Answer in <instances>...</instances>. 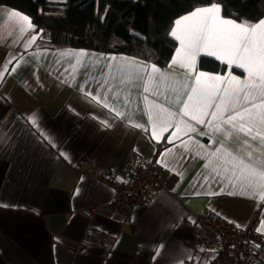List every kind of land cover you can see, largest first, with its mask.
I'll return each mask as SVG.
<instances>
[{"label": "crops", "instance_id": "0c3cea01", "mask_svg": "<svg viewBox=\"0 0 264 264\" xmlns=\"http://www.w3.org/2000/svg\"><path fill=\"white\" fill-rule=\"evenodd\" d=\"M12 11L18 10L0 5V65L14 57L0 82V264H189L192 258L208 264L215 252L198 246L195 237L197 216L207 212L244 227L260 209L264 235V193L249 180L264 183V139H253L257 129L248 134L245 121L235 122L236 127L221 124L215 132L204 129L210 142L198 132L185 133L183 125L179 131L152 128L149 112L160 106L179 112L186 100L183 85L196 75L180 66L175 37L170 64L159 67L125 54L51 47L30 17L35 31L10 17ZM81 52L85 55H63ZM203 58L225 65V71L201 69ZM152 65L164 75L155 74L149 84ZM141 67L149 72L140 73ZM196 68L248 79L243 69L203 53ZM201 79L212 83L207 76ZM89 91L106 96L122 115L115 117L103 101L97 105L85 96ZM30 116L57 147L29 134V127H35ZM170 136L174 143H166ZM195 141L204 145L199 154ZM221 145L219 159L209 158L207 153ZM163 149L172 151L165 155ZM134 157L146 163L156 158L180 180L171 191L156 192L127 223L113 207L112 187L87 175V159L95 161L97 170L120 172ZM95 208V216H89L87 211ZM89 230L105 233V246L79 255L80 240Z\"/></svg>", "mask_w": 264, "mask_h": 264}, {"label": "snow or ice", "instance_id": "6c2138e0", "mask_svg": "<svg viewBox=\"0 0 264 264\" xmlns=\"http://www.w3.org/2000/svg\"><path fill=\"white\" fill-rule=\"evenodd\" d=\"M221 12L222 5L213 0L212 6L196 8L190 14L175 20V30L170 28V34L179 41V51L176 52V55L183 57L179 61L180 66L186 67L189 74L196 73V75L190 76V79L183 85L186 100L182 102L179 112H172L164 106L149 112L153 130L159 128L163 132L169 128H175L179 131L180 126L183 125L185 133L198 132L199 135L209 136V132L204 129H211L215 132L219 130L221 124L236 127L235 122L245 121L248 134H252L254 128L257 129L253 139L256 136H261L264 139V135L261 133V129H264V18L255 23H238L234 18H222ZM9 16L19 18L20 22H27L28 26L33 28L31 19L27 15L12 11ZM21 28H23V24H21ZM33 31H35L34 28ZM37 35L38 33L32 35L31 41L36 40ZM201 53L205 56L215 57L229 66L235 65L236 68L243 69L248 74V79L242 81L238 76H230L229 79L198 71L196 58ZM63 55L79 57L84 56L85 53H64ZM13 58H9L7 64L0 65V82H3L4 73L9 72V64L12 63ZM77 63H79V58ZM176 63L178 61H172V64ZM15 67L16 65L13 64L12 70ZM123 70V68L118 69V71ZM138 71L146 73L149 72V68L141 67ZM150 72L152 75L148 76L149 84L155 78V74L159 73V69L152 65ZM205 76L212 83L201 79ZM217 81L220 82L219 85L215 83ZM233 81L235 83H232ZM144 91H148V88L145 87ZM84 94L97 105L103 101V108L108 109L109 112L114 111L115 117L122 115L120 110L109 106L107 97L101 93L93 94L89 91ZM184 117L194 120L195 125H190ZM28 120L31 121V125H35V127H29L30 135L38 141L49 143L50 147H57L54 140L48 141L50 134L37 123L34 116L28 117ZM246 125L242 123L240 128L243 130ZM139 126L143 127V125ZM196 126H202V128L197 129ZM209 139L211 142V136ZM166 143H174L171 136ZM194 144V150L199 154V149L204 148V145H201L199 141H195ZM184 147L187 148V145L185 144ZM222 148L223 145L208 152V157L219 159V156L222 155ZM169 151L172 150L163 149L162 153L166 155ZM240 164L242 165L243 162L241 161ZM249 180L250 186L259 187V191L264 193V183L257 185L255 177H249ZM261 180H264V175L261 176ZM261 199H264V195L261 196ZM154 255L159 259L162 253L157 250Z\"/></svg>", "mask_w": 264, "mask_h": 264}, {"label": "trees", "instance_id": "16d2710c", "mask_svg": "<svg viewBox=\"0 0 264 264\" xmlns=\"http://www.w3.org/2000/svg\"><path fill=\"white\" fill-rule=\"evenodd\" d=\"M223 16L238 22L264 18V0H215ZM213 0H0L49 35L51 47L68 46L101 53L125 54L167 67L177 48L170 34L175 20ZM201 69L225 71L203 58Z\"/></svg>", "mask_w": 264, "mask_h": 264}, {"label": "built area", "instance_id": "2783aa9c", "mask_svg": "<svg viewBox=\"0 0 264 264\" xmlns=\"http://www.w3.org/2000/svg\"><path fill=\"white\" fill-rule=\"evenodd\" d=\"M42 37L46 42L50 40L46 33ZM87 165L90 178L112 187L115 193L113 207L127 223L133 221L138 209L156 192L171 191L180 180L178 175L165 169L156 158L146 163L134 157L129 167L120 172L98 171L91 158L87 159ZM87 213L94 217L97 209H90ZM261 222L260 209L244 227L235 226L219 215L207 212L197 216L196 242L198 246L215 252L213 260L208 264H264ZM105 238L106 234L101 231H87L80 240L77 253L86 255L94 247H104ZM189 264L201 263L197 258H192Z\"/></svg>", "mask_w": 264, "mask_h": 264}, {"label": "rangeland", "instance_id": "374dc122", "mask_svg": "<svg viewBox=\"0 0 264 264\" xmlns=\"http://www.w3.org/2000/svg\"><path fill=\"white\" fill-rule=\"evenodd\" d=\"M92 159V158H91ZM94 165H95V161H94ZM89 168V167H88ZM88 168H87V170H88ZM95 168H96V166H95ZM97 169V168H96ZM98 171H100V170H98Z\"/></svg>", "mask_w": 264, "mask_h": 264}]
</instances>
